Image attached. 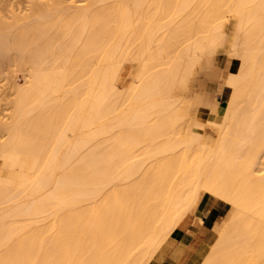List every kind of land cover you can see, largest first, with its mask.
Returning <instances> with one entry per match:
<instances>
[{"label": "bare ground", "instance_id": "6f19581e", "mask_svg": "<svg viewBox=\"0 0 264 264\" xmlns=\"http://www.w3.org/2000/svg\"><path fill=\"white\" fill-rule=\"evenodd\" d=\"M38 1L0 20L24 78L0 122V264H150L202 191L235 209L202 264H264V0ZM228 42L240 66L202 147L176 90Z\"/></svg>", "mask_w": 264, "mask_h": 264}, {"label": "rangeland", "instance_id": "374dc122", "mask_svg": "<svg viewBox=\"0 0 264 264\" xmlns=\"http://www.w3.org/2000/svg\"><path fill=\"white\" fill-rule=\"evenodd\" d=\"M39 1H41L40 3L43 2V4L46 3L47 1L49 2V0H39ZM74 1H77L78 3H80L79 0H74ZM33 2H34V0H0V20L4 19V21L10 22L12 20V17L15 16V14H17L16 16L27 14L29 12V9L32 6L31 3H33ZM237 19H238L237 17L226 13V17L224 18V21H225L224 24H225V26H228V28H227L228 39L232 38V33L235 30V26L237 24ZM218 56H219V59L224 64L223 70L221 71L223 74L217 72L218 75H220V81L212 83V82H209V80H210L209 77H212L213 81L216 78L213 79V75H212L213 72L211 73L210 69L215 71V69H216L215 62H216ZM239 61L240 60L237 57L231 55V48H230V44L228 42L226 44V46L218 48V54L217 55L207 56L204 59L203 65H197L196 66V73L193 75V78H192L190 86L188 87V90L184 91L183 87L178 88L177 89L178 91L176 90V94L179 95L178 96L179 97L178 98V101H179L178 104L181 108V111L187 114L188 121L192 124H198L201 128L203 127L202 130H203V135H204L203 136L204 141L202 143V147H204V146H206L208 148L214 147V145H216V143H217V139L220 136V129L218 127L212 126L208 123L206 124V121L210 118L211 113L218 114V115L224 114V110L221 112V114L218 112L219 104L221 101H225L226 103H224V106L226 108L228 105V101L230 99V96H231V90L229 88L225 87V84H224L225 79L230 75V73H234V72L238 71L239 66H240ZM10 62H7V64L4 62L5 63L4 65H6V66L8 65L7 67L3 66V64L0 65V68H1L0 69L1 70L0 71V122H5L6 121L5 118H7V116H8L7 112L10 109L9 108V105H11L10 101H11V99L13 100V97H14L13 85H16L17 83L20 85V84H23V82H24L23 72L20 70H17V68L13 64H11ZM11 65H13V66H11ZM209 66H215V67H209ZM9 67H11V68H9ZM205 67H209V69H207ZM11 69H12V71H11ZM204 69H207V70H204ZM5 70H6L7 74H6ZM8 71L9 72L11 71V73H9ZM205 73L208 76V78L205 75ZM217 73H215V74L217 75ZM138 74H139V64L138 63H136V62H125L124 68H123L122 86L125 88L128 87L135 80V78L138 76ZM215 74H214V76L216 77ZM6 78H8V79H6ZM11 83H13V84H11ZM207 89H209L211 92H214V94H213L214 99L212 98V104H211L210 111H208L207 109L205 110V108L202 106L199 107V103L201 102L202 99L205 98V94H206ZM182 107H184V108H182ZM180 126H181L180 131H178V132L183 131L184 133H186L190 130V127L188 126V124H185V126L184 125H180ZM177 129H179V128H177ZM1 134L2 133H0V135ZM1 137H3V136H0V138ZM178 137H179V135H178ZM181 137L186 138V137H188V134H184ZM1 140H2V138L0 139V141ZM262 161H263V163H262ZM262 161L260 162V165L257 167V169L262 170L261 173L259 171H257L258 174H256V176H259V177L264 175V158ZM202 192H205V191H202ZM201 193H200V195H201ZM205 193H207V192H205ZM208 194H210V193H208ZM210 195H212V194H210ZM205 196L210 197L216 201H218L217 199H219L220 202L221 201L225 202L224 200L218 198L215 195H212V196L216 197L217 199H215L211 196H208V195H203L202 198H204ZM223 202H221V203H223ZM228 210L231 211V208L228 207ZM233 213H235L234 208H233ZM188 214L184 217V219L188 216ZM183 220H182V222H183ZM182 222H180V224ZM209 251H210V249H209ZM156 254H155V256H156Z\"/></svg>", "mask_w": 264, "mask_h": 264}, {"label": "crops", "instance_id": "0c3cea01", "mask_svg": "<svg viewBox=\"0 0 264 264\" xmlns=\"http://www.w3.org/2000/svg\"><path fill=\"white\" fill-rule=\"evenodd\" d=\"M224 103L226 102L221 101L219 104L220 114L225 110ZM203 195L217 199L202 192L194 208L171 234L150 264H202L210 252L209 249L211 250L234 214L233 207L227 203L206 196L202 198Z\"/></svg>", "mask_w": 264, "mask_h": 264}]
</instances>
